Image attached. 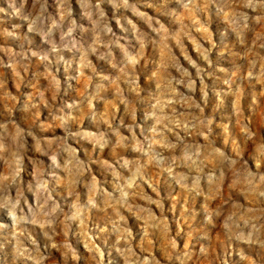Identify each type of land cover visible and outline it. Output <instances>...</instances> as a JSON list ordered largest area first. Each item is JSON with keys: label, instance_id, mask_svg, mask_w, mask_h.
Instances as JSON below:
<instances>
[{"label": "rangeland", "instance_id": "374dc122", "mask_svg": "<svg viewBox=\"0 0 264 264\" xmlns=\"http://www.w3.org/2000/svg\"><path fill=\"white\" fill-rule=\"evenodd\" d=\"M0 264H264V0H0Z\"/></svg>", "mask_w": 264, "mask_h": 264}]
</instances>
